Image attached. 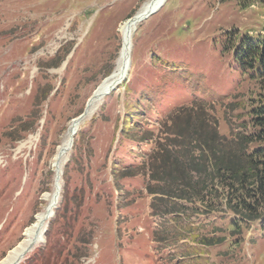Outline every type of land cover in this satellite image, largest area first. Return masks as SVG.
<instances>
[{"label":"rangeland","instance_id":"rangeland-1","mask_svg":"<svg viewBox=\"0 0 264 264\" xmlns=\"http://www.w3.org/2000/svg\"><path fill=\"white\" fill-rule=\"evenodd\" d=\"M146 1L0 0V262L47 211L69 125L115 70L121 26ZM248 35H264L259 0H166L140 22L125 78L81 122L43 239L18 264H264L260 222L192 217L182 224L192 234L226 241L181 240L136 175L151 149L145 132L169 108L204 100L228 134L226 118L241 121L229 104L242 103L239 113L264 94L235 61Z\"/></svg>","mask_w":264,"mask_h":264},{"label":"trees","instance_id":"trees-1","mask_svg":"<svg viewBox=\"0 0 264 264\" xmlns=\"http://www.w3.org/2000/svg\"><path fill=\"white\" fill-rule=\"evenodd\" d=\"M234 56L244 74L264 80V35L242 38ZM238 102L230 103L229 111L241 121L235 126L226 118L228 134L219 129L216 106L204 100L169 108L159 127L145 132L151 149L136 175L141 174L153 196V215L175 223L176 238L205 246L226 241L200 230L192 234L190 222L182 225L192 217L232 215L230 225L235 227L254 222L264 226V94L250 98V108L236 113L243 108ZM129 114L132 120L133 113Z\"/></svg>","mask_w":264,"mask_h":264},{"label":"bare ground","instance_id":"bare-ground-1","mask_svg":"<svg viewBox=\"0 0 264 264\" xmlns=\"http://www.w3.org/2000/svg\"><path fill=\"white\" fill-rule=\"evenodd\" d=\"M166 0H149L146 1L139 11L131 19L127 20L121 26L122 33V48L120 51V56L117 61V66L110 76H108L96 89L93 97L88 103V106L83 114V116L78 117L71 121L65 139L62 145L59 147L57 155L53 161L54 168L56 171L55 175V186L56 189L51 195V201L47 207V211L40 213L36 216L35 223L26 229V239L23 243L19 244L14 248L8 255L5 257L0 264H18L22 259V255L27 249L32 246L35 242H39L42 239L43 230L46 222L50 219L54 207H56L58 202V197L60 192L59 180L62 176L63 165L67 156L72 148L74 138L79 131V127L84 118L88 115L94 113L100 101L111 92V90L119 85L126 76V71L129 68L130 64V53L132 49V33L135 30L136 26L140 22L148 18V16L155 13L165 2ZM49 198V197H48ZM29 246V247H27Z\"/></svg>","mask_w":264,"mask_h":264},{"label":"water","instance_id":"water-1","mask_svg":"<svg viewBox=\"0 0 264 264\" xmlns=\"http://www.w3.org/2000/svg\"><path fill=\"white\" fill-rule=\"evenodd\" d=\"M114 89V88H113Z\"/></svg>","mask_w":264,"mask_h":264}]
</instances>
